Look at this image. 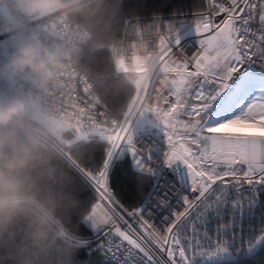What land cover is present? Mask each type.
I'll use <instances>...</instances> for the list:
<instances>
[{
	"label": "snow or ice",
	"instance_id": "snow-or-ice-1",
	"mask_svg": "<svg viewBox=\"0 0 264 264\" xmlns=\"http://www.w3.org/2000/svg\"><path fill=\"white\" fill-rule=\"evenodd\" d=\"M199 7L204 10L195 17L165 14L177 30L166 49V71L176 78L167 76L163 85L174 101L161 92L138 135L86 173L98 197L77 220L79 255L89 256V264H264V227L235 255L244 238L220 236L229 227L243 231L235 216L245 215V205L247 214L264 207V0H201ZM196 37L199 54L180 55L189 40L196 47ZM117 168L124 187L137 191L140 177L152 178L148 196L131 211L110 191ZM228 208L231 225L209 229ZM102 225L110 226L106 237L120 242H97Z\"/></svg>",
	"mask_w": 264,
	"mask_h": 264
},
{
	"label": "trees",
	"instance_id": "trees-1",
	"mask_svg": "<svg viewBox=\"0 0 264 264\" xmlns=\"http://www.w3.org/2000/svg\"><path fill=\"white\" fill-rule=\"evenodd\" d=\"M200 3L201 0H93L84 12L69 16L73 23L93 33L77 63L118 123L125 120L136 98L133 74L118 71V61L113 55L126 20L165 16L167 11L179 15L199 13L204 10ZM28 116L29 123L42 127L36 123L35 115L33 118L28 113ZM56 132L53 138L56 140L57 136L60 142L56 141L73 160L78 162L84 156L90 160L87 173L98 171L105 153L113 149V134L106 127L100 131L71 127ZM111 175L115 177L110 181L113 197L128 211L148 196L151 177H140L142 184L137 191L135 185L124 187L118 168ZM19 194L22 197L19 211L0 224V264H89V256L79 255L82 240L77 224V220L87 215L88 207L97 202L88 183L45 146L43 158L22 175ZM86 235L91 237L92 232ZM247 264L254 261L250 259Z\"/></svg>",
	"mask_w": 264,
	"mask_h": 264
},
{
	"label": "built area",
	"instance_id": "built-area-1",
	"mask_svg": "<svg viewBox=\"0 0 264 264\" xmlns=\"http://www.w3.org/2000/svg\"><path fill=\"white\" fill-rule=\"evenodd\" d=\"M197 14L192 15L195 17ZM185 15L187 14H180L181 17ZM10 17L20 22L18 27L13 26ZM185 22L188 23V21ZM194 22V20L191 21L193 24ZM0 24V103H7L14 99L29 102L28 110H39L41 114L49 117L55 126L61 124L90 131H100L106 127L113 134L116 142L113 151L115 146L128 143L130 137L134 139L138 135L144 124L137 132L135 126L140 125L141 117L145 119L150 112L154 111L160 100L161 92L169 101L175 99L169 95L168 89H163L167 76L169 80L176 78L174 73L166 71V49L170 36H175L177 30L175 22L165 19V16L128 18L124 25L122 38L113 48V55L120 64L118 71L133 74L136 87L134 104L122 123H118L110 116L92 80L77 63V59L93 38V33L88 28L73 23L69 16L63 18L58 13L40 18L25 16L16 8L14 0H4V3L0 4ZM34 39L45 48H60L68 53L65 63L69 67L65 74L55 82H49L46 87H41L31 74L11 75L4 70L16 49L21 44ZM195 39L196 47L193 48L192 41L189 40L180 55L187 57L190 49L191 57L199 54V37ZM5 51L9 52L8 56L5 55ZM252 66L257 72L261 71L258 63ZM189 71H194V68L190 67ZM162 106L167 107L168 105L162 104ZM28 130L66 161L86 181L87 167L90 163L86 156L78 162L73 160L53 138L52 130H46L29 122ZM110 191L112 192L111 187ZM95 195L97 197L96 193ZM244 196L248 198L249 194L245 192ZM260 198L264 199V196ZM244 210L243 217L235 216L237 227L243 229L241 233H236L230 227L227 232L220 233L223 241H230L232 236L244 238L243 247L237 244L233 248L234 255L246 249L249 246V236L255 235L260 228L264 227V207H256L251 214H247L246 205ZM125 219L132 220L126 215ZM232 221L233 213L228 208L222 213L221 218L212 219L207 227L215 229L220 226H230ZM133 223L136 222L133 221ZM109 227V225L101 226V234L95 237L97 242L106 239L112 240L114 244L120 242L115 237L104 235ZM210 235H213L215 239L213 233L210 232ZM94 236L95 233L92 232L89 238ZM209 251H215V249H209ZM115 254L120 255V253ZM112 264L115 262L113 261Z\"/></svg>",
	"mask_w": 264,
	"mask_h": 264
},
{
	"label": "clouds",
	"instance_id": "clouds-1",
	"mask_svg": "<svg viewBox=\"0 0 264 264\" xmlns=\"http://www.w3.org/2000/svg\"><path fill=\"white\" fill-rule=\"evenodd\" d=\"M16 8L25 16L45 17L60 14L66 18L84 12L91 0H14ZM4 0H0V4ZM14 27L20 22L9 18ZM7 28V25L5 26ZM68 53L60 48H45L38 40L21 44L5 66L11 75L31 74L41 87L64 75ZM29 102L14 99L0 103V224L11 220L19 211L21 177L39 162L45 145L28 130Z\"/></svg>",
	"mask_w": 264,
	"mask_h": 264
},
{
	"label": "rangeland",
	"instance_id": "rangeland-1",
	"mask_svg": "<svg viewBox=\"0 0 264 264\" xmlns=\"http://www.w3.org/2000/svg\"><path fill=\"white\" fill-rule=\"evenodd\" d=\"M119 65L120 64L118 63V66ZM193 103H195V101H193ZM28 113L31 114V116L33 118H34V115H35V120L37 121L36 123H38L39 125H41L46 130H50V131L52 130V134H54V133L57 134L56 130H58V129H68L69 130L71 128L70 126L61 125V124H58V125L55 126V124L51 121V119L49 117L41 114V112L39 110H37V111L28 110ZM144 121H145V119L143 117H141L140 118V125L135 126V131L136 132L139 131V130H141V127H142V124H144ZM56 140H58L57 139V136H56ZM112 141H113V143L115 145L116 142L114 140V137L112 138Z\"/></svg>",
	"mask_w": 264,
	"mask_h": 264
},
{
	"label": "water",
	"instance_id": "water-1",
	"mask_svg": "<svg viewBox=\"0 0 264 264\" xmlns=\"http://www.w3.org/2000/svg\"><path fill=\"white\" fill-rule=\"evenodd\" d=\"M91 1H93V0H91ZM8 53H9L8 51H5V55H6V56H8ZM78 174H79V173H78ZM79 175H80V174H79ZM80 176H81V175H80ZM81 177H82V176H81Z\"/></svg>",
	"mask_w": 264,
	"mask_h": 264
}]
</instances>
